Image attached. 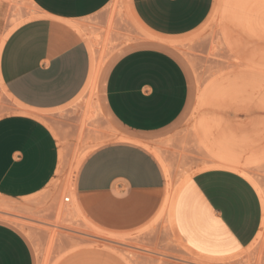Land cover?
Segmentation results:
<instances>
[{
    "label": "crops",
    "instance_id": "obj_1",
    "mask_svg": "<svg viewBox=\"0 0 264 264\" xmlns=\"http://www.w3.org/2000/svg\"><path fill=\"white\" fill-rule=\"evenodd\" d=\"M12 1H23L34 12L2 44V27L15 9L9 0H0V83L28 112L0 117V198L18 201L42 193L56 178L58 140L39 118L67 106L85 88L91 59L81 32L112 0ZM212 4L132 0L136 18L150 34L147 41L128 45L103 76L102 123L115 138L83 160L72 185L78 213L83 216L86 210L105 230H136L160 207L162 212L166 169L164 178L145 144L174 128L191 101L190 82L168 40L197 28ZM261 222L262 205L254 187L220 169L196 172L186 180L172 211L176 235L194 254L209 260L240 254L259 233ZM0 264H36L24 234L3 221Z\"/></svg>",
    "mask_w": 264,
    "mask_h": 264
},
{
    "label": "rangeland",
    "instance_id": "obj_2",
    "mask_svg": "<svg viewBox=\"0 0 264 264\" xmlns=\"http://www.w3.org/2000/svg\"><path fill=\"white\" fill-rule=\"evenodd\" d=\"M9 2L16 13L12 10L5 19L1 37L34 13L23 1ZM137 21L132 0H112L87 21L81 34L90 59L93 51L99 63L95 87L84 88L70 104L39 118L58 140L60 168L56 178L32 198L18 201L0 198V221L24 234L36 264L201 263L178 232L179 238L170 229L167 217L162 215L164 219H160L161 207L146 225L132 231L112 232L105 230L86 210H82L81 216L71 209V202H64L71 199L68 184L73 185L83 160L115 138L110 137L111 130L102 123L101 80L128 45L148 40L150 33ZM168 41L173 42L167 47L190 82L191 101L174 128L145 145L164 178L166 169L170 189L175 190L181 181L211 163L214 151L230 149L237 153L239 161L242 159V167L250 166L245 170L264 192V0H213L207 18L197 28ZM17 113L28 114L0 83V117ZM249 149L263 155L252 162ZM99 230L121 236V240L103 236ZM262 240L257 247L256 242L239 255L210 264H264Z\"/></svg>",
    "mask_w": 264,
    "mask_h": 264
},
{
    "label": "bare ground",
    "instance_id": "obj_3",
    "mask_svg": "<svg viewBox=\"0 0 264 264\" xmlns=\"http://www.w3.org/2000/svg\"><path fill=\"white\" fill-rule=\"evenodd\" d=\"M76 28V27H75ZM7 33V32H6ZM5 33V36H3L2 37V44L4 43V41L6 40V38L8 37V35H9V33L10 32H8L7 34ZM4 35V34H3ZM91 46V45H90ZM92 53H91V69H90V74H89V77H88V81H87V84H86V86H85V89L86 90H93L94 89V87H95V84H96V80H97V77H98V72H99V63H98V61H97V59L95 58V56H94V53H93V51H91ZM263 88H264V86H263ZM264 91V90H263ZM264 95V94H263ZM264 96H262V98H263ZM261 98V97H260ZM264 99V98H263ZM262 102H264V100H262ZM262 106V105H261ZM264 106V105H263ZM261 108V107H260ZM264 109V108H263ZM244 137V136H243ZM226 139V138H225ZM241 139V138H240ZM246 139V138H245ZM249 139V138H248ZM247 139V140H248ZM242 140V139H241ZM244 140V139H243ZM244 142V141H243ZM252 143V142H251ZM220 145V144H219ZM226 145V144H225ZM227 149H228V147H226ZM251 148V147H250ZM229 151H227V150H223V152L220 150V151H218V152H213V161H211V163L209 162V164L208 165H204L198 172H201V171H204V170H207V169H220V170H225V171H229V172H233V173H235V174H238V175H240L241 177H243V178H245L253 187H254V189L256 190V192H257V194H258V196H259V198H260V201H261V205H262V222H261V228H260V231H259V233L257 234V236L255 237V239L253 240V242L247 247L248 249H249V247L250 246H252L253 244H255L256 242H257V244H255V246L256 245H258V241H261L262 239H264V192H263V190L261 189V187L259 186V184H258V182L249 174V172H247L246 170H245V168L247 167V166H249V165H246V167H245V165H244V167H242L241 165H240V161L242 160H240L239 161V159H238V157H237V153H235V152H232V150L230 151V149H228ZM250 150V149H249ZM248 150V151H249ZM217 151V150H216ZM249 153H251V155H249V157H250V159H251V161L252 162H254V161H258L259 160V158H258V156L259 155H263L262 153H259L258 152V155L256 154V152H254L253 151V149L252 150H250V152ZM240 155V154H239ZM242 156V155H241ZM264 156V155H263ZM263 156H261V157H263ZM247 157V156H246ZM262 159V158H261ZM243 161H244V159H243ZM248 162H250V160L248 161ZM244 163L246 164V162L244 161ZM243 165V164H242ZM78 166V165H77ZM250 167V166H249ZM249 167H247L246 169H248ZM78 168V167H77ZM75 173V172H74ZM168 173H169V171H168ZM166 176H167V197H166V201H165V204H164V207H163V209H162V212L160 213V219H161V217H162V215H163V217L164 216H166L167 217V219H168V223H169V226H170V229L173 231V233L176 235V233H175V231H174V227H173V224H172V211H173V205H174V201H175V198H176V195H177V193H178V191H179V189H180V187L185 183V181L186 180H188L189 178H187V179H184L183 181H181V183L179 184V186L175 189V190H171L170 189V185H169V176H168V174H167V171H166ZM65 188V187H64ZM68 195L70 196V201L69 202H71V204H70V207H72L71 209L72 210H74L75 212H77L78 213V211H77V209H76V207H75V205H74V202H73V200H72V186H69V184H68ZM69 207V208H70ZM65 211H66V209H65ZM79 214V213H78ZM162 217V220L164 219ZM82 219V218H81ZM161 220V221H162ZM90 228V227H89ZM98 233H100L101 235H103V236H107L108 238H114V239H119V240H121V238L120 237H115V236H110V235H106V234H103V233H101V232H98ZM100 234H98V235H100ZM96 235V234H95ZM100 235V236H101ZM97 236V235H96ZM176 237L178 238V236L176 235ZM98 238V237H97ZM107 238V239H108ZM118 240V241H119ZM263 241V240H262ZM260 244H262L263 242H259ZM100 245V244H99ZM257 247V246H256ZM184 249L186 248V247H183ZM247 248H245V249H247ZM188 249V248H187ZM244 249V250H245ZM243 250V251H244ZM189 251V250H188ZM242 251V252H243ZM190 253H191V251H189ZM241 252V253H242ZM193 253V252H192ZM194 254V253H193ZM192 254V255H193ZM239 255V254H238ZM195 258H197V257H195ZM195 258H193V259H195ZM201 259V260H200ZM176 260H178V259H176ZM183 260V259H182ZM192 260V259H191ZM195 260H197V259H195ZM199 260H200V262L203 264V263H206V264H210V262H213V261H215V260H209V259H204V258H199ZM194 261V260H193ZM178 262V261H177ZM198 262V261H197ZM194 263V262H193ZM200 263V264H201ZM211 264H213V263H211Z\"/></svg>",
    "mask_w": 264,
    "mask_h": 264
},
{
    "label": "built area",
    "instance_id": "obj_4",
    "mask_svg": "<svg viewBox=\"0 0 264 264\" xmlns=\"http://www.w3.org/2000/svg\"><path fill=\"white\" fill-rule=\"evenodd\" d=\"M64 202L68 203V202H69V199H68V198H66V199L64 200Z\"/></svg>",
    "mask_w": 264,
    "mask_h": 264
}]
</instances>
